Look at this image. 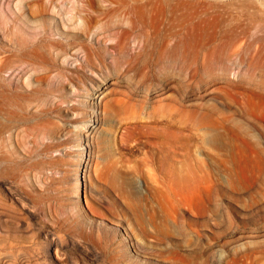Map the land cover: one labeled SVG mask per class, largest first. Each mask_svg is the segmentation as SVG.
<instances>
[{
	"label": "rangeland",
	"instance_id": "1",
	"mask_svg": "<svg viewBox=\"0 0 264 264\" xmlns=\"http://www.w3.org/2000/svg\"><path fill=\"white\" fill-rule=\"evenodd\" d=\"M130 2L99 0L92 8L83 0H57L60 13L51 10L44 18L61 23L63 16L71 30L66 34L105 47L111 62L116 32L77 31L81 20L71 23L73 8L96 15L100 25L105 16L98 6H114L124 26L137 19L140 26L147 24L145 36L155 34L160 22L166 26V0H146L143 7ZM175 3L177 19L171 32L164 31L163 46L154 49L150 71H131L133 86L123 80L111 87L133 95H119L103 124L90 123L95 154L89 188L80 193V138L71 132L81 119L79 110H72L82 106L75 84L98 78L100 65L96 61L97 67L86 64L83 70L80 45L57 63L76 80H63L72 102L61 103L50 116L58 128L53 139L40 140L42 145L54 141L58 148L40 156L31 153L32 143L16 144L9 163L0 159V207L11 210L7 230L0 233L1 252L14 264H90L81 258L86 253L98 254L102 264H264V0ZM1 9L4 32L5 22L14 27L16 7L3 0ZM35 24L25 29L40 37ZM48 33L71 41V35ZM142 41L132 38L124 59ZM41 157L48 162L41 168L12 165ZM8 183L23 206L9 200ZM47 231L57 237L59 251L49 248Z\"/></svg>",
	"mask_w": 264,
	"mask_h": 264
},
{
	"label": "bare ground",
	"instance_id": "2",
	"mask_svg": "<svg viewBox=\"0 0 264 264\" xmlns=\"http://www.w3.org/2000/svg\"><path fill=\"white\" fill-rule=\"evenodd\" d=\"M2 1L3 0H0V18L1 16H3V10L1 9ZM83 1L87 3L88 6H91L93 8L95 4L94 2H97L99 0ZM128 1H132L130 2V5L133 7H143L146 5V0ZM175 1L176 0H166V7L163 8V13L167 17V27L164 25L165 21H163L164 24L163 22H160L156 31L157 34L151 33V35L149 36H145L147 24L141 22L140 26L138 23L139 19L132 20L130 25L124 26L122 24V19L120 18L119 10L114 6H98L99 8H101V11L104 10L105 16V20H103L100 25L99 20L97 21V19L95 18L96 15H82L81 10L77 7H74L73 10L75 12L70 21L71 23H76L78 19L81 20V23L78 24V28H76L77 31L79 30L87 34L90 33L94 28L99 27V35L106 36V34L110 31L116 32L117 40L116 43L112 45V48L115 51V56H113V60L111 62H106L107 59L105 58V47H91L88 45V42L86 43L85 41H82L78 35L65 33V29H67L68 32L71 30L69 29V26L64 20L62 14L61 23H57V20H54L53 23H51L44 18V13L51 10L53 12L55 11L60 13V7L57 4V0H10V2L15 4L16 7V12H12L14 14L12 19L14 27H12V25H8V27L5 22L6 27L4 28V32L0 30L1 161L4 160L3 162H8V160H11V158H9V154L12 155V151L15 149V147L24 145L27 142L32 143V146H30L31 153L36 152L39 155L43 151L48 152L52 149V147L58 148V146L54 144V141H52L51 143H43L42 145L40 140L41 138H44L45 140L46 138L50 140L53 139V135H55L53 131L54 129L58 128H54L56 125L54 126V122L50 121V116L61 109V103L72 102V99H69L68 97L69 95L65 86L66 81L63 80L67 79L68 83L73 84L76 80H74L72 74L70 75L68 73L67 70L69 69H64L65 71H63L60 67L61 70H58L57 63H60L61 60L63 62H66V58L73 55V50H75L76 47L75 45H80L82 46V51L84 52V62L80 64L82 66L81 68L84 70L87 67L86 64L95 68L97 67L94 65V63L96 64V61H98V64L100 65V70L96 71V75L98 78H91L90 84L83 83L85 82L83 80V82H81L80 80V84H75L78 87L77 89L81 90V93L77 96L82 99H80L79 101L82 106L80 108H77V106L74 105L72 108L74 112L75 110H79L81 116V119L77 118V120L74 121L77 125L72 126V131L70 130L72 133L75 132L74 134L77 133L80 138V141L78 142V148L81 149V152L79 153L80 158L76 163V172L82 173L80 177L83 178V182L78 181V192L80 193V191L88 189V173L91 166L93 154H95V151H93L95 128H93L90 123L94 122L96 124H103L106 119H109L110 110L112 109V103L119 97V95L124 94L123 96L125 98L133 95L132 93H130V91L126 93L124 91V87V92L121 91L120 88L118 89L119 91L111 88L113 87L112 85L114 83L117 84L120 82L122 84H125L123 83L124 80V82H127L129 85L133 83L131 81V79L133 80V76L136 80L135 75L145 74L143 72H145L146 69H149L150 71L153 63V59L151 58V56L153 55L154 49H158L157 46H160V48L163 46L165 35L164 31L171 32L172 27L177 19V5ZM101 14H103V12ZM35 23L40 29V37H31L30 33L25 29V27L29 26V24ZM137 29L140 32H137ZM48 32H50L52 36H54L53 33H60L61 35L66 34L67 36L71 35V41L62 42L58 39H51L48 36ZM140 36L143 38V43L140 49L135 54L131 55V57L124 59V55L130 45L131 39L140 38ZM38 68L39 71L41 69L40 74L36 72ZM134 70H136V72L134 73L135 75H129V73L131 71L134 72ZM79 78L81 79V77ZM53 97H56V99L59 98V102H52ZM52 133L54 134L52 135ZM29 135H32V139H29L31 141L27 140ZM78 136L76 138H78ZM83 136L85 138H83ZM103 140L105 142V139ZM16 144L18 145L16 146ZM64 145L67 147L69 146L68 143ZM64 145H62L61 148L65 147ZM45 162L47 161H45L41 157L39 159L36 158V160L33 161L21 160L20 162H16L13 160L12 165H14L15 168H29L31 166H34L33 168H41V166L43 167V164ZM6 165L8 167V164ZM9 165H11V163ZM95 166L93 165L94 169H96ZM13 169L11 170L13 171ZM7 186L8 188H6ZM11 187L12 185H10L9 183L6 184V190H4V192H8L7 195L9 196V200L21 204V198L18 196L16 189H12ZM24 204H21V206H23ZM1 208L2 207H0V233L2 231L6 232L7 228L5 227L7 226H5L4 222H10L11 217V210L9 211V214L7 212V209H3L4 207L2 209ZM44 237L50 243L49 248H55L56 251H59L58 249L60 248H58V241L56 236V238L52 237L50 235V232L47 231ZM9 244H11V242ZM3 245L5 244H2L1 239L0 264H14L13 260L11 259L12 256L10 257L8 253L1 252ZM13 247L14 249H16L15 246ZM9 252L11 253L13 251ZM81 258L84 262H86V260H89L91 262L90 264H102V262H100L98 254H81Z\"/></svg>",
	"mask_w": 264,
	"mask_h": 264
}]
</instances>
